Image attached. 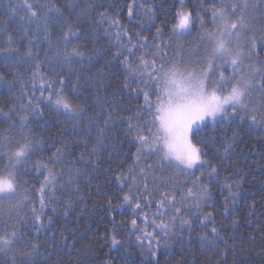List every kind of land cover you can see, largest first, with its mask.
Wrapping results in <instances>:
<instances>
[{"label":"trees","instance_id":"obj_1","mask_svg":"<svg viewBox=\"0 0 264 264\" xmlns=\"http://www.w3.org/2000/svg\"><path fill=\"white\" fill-rule=\"evenodd\" d=\"M28 2L33 3L34 0ZM55 2L64 8L69 22L80 33L73 44L79 45L91 57V63L84 60L83 68L79 63L73 65L79 76L77 86L81 92L76 99L84 103L85 113L78 120H70L40 100L35 102L43 109L42 115L24 113L29 121L25 132L32 129L43 141L42 151H38L18 173L22 190L27 189L26 194L37 210L40 208L38 190L48 173L37 168L35 161L45 160L57 148L61 149L63 163L55 165V168L58 172L62 170V175L57 177L55 195H45L47 207L41 214L45 227L39 232L32 227L31 204L15 209L12 207L14 200L0 202V232L7 225L28 241L27 244L18 242L8 256L0 253V264H11L12 255L16 256L17 264L25 261L28 264H264V133L250 127L248 118L243 121L238 117L221 118L215 124L207 123L193 137V142L203 148L207 153L205 159L216 167L215 176L209 178L207 173L210 169L207 167L183 171L164 164L161 168L158 157L147 149L142 150L137 161L140 144L134 138L135 133L129 131V119L133 126L139 122L137 113L143 111V95L137 94L138 81L129 76L124 61L127 58L136 67L139 64L137 57L143 55L147 59V53L153 51L146 47H133L139 43L137 34L146 36L151 42L159 28L163 41L169 38L175 41L171 26L175 23L177 10H192L195 15L201 4L219 6L218 0H184L183 5L180 0H136L131 17L128 5L133 0H95L93 10L84 19H77L65 7L69 0ZM80 3L83 6L84 0ZM20 4L21 0H0V49L16 50L12 60L25 57L12 64L6 62L0 53V74L15 81L11 87L0 86V107L5 111L18 103V97L24 103L27 102L25 96L40 97L39 81L33 85L30 80L36 71L34 65L37 61L26 58L29 50L40 54V73L53 78L56 73L69 74L66 66L57 63L56 52L49 47V44L57 45V38L63 34L61 29L54 22L50 25V40L37 43L36 24L27 20ZM13 8L15 12L11 10ZM145 9L154 10L155 15L145 14ZM261 11L264 9H256L259 18L253 27L264 30V18L259 15ZM98 13H105L107 18L101 20ZM204 19L208 22L211 17L205 15ZM111 20H117L120 27L111 24ZM199 31L197 23L189 35L180 37V41L186 48L194 47ZM125 32L127 37H131V43L123 35ZM117 33L121 34L119 41ZM43 35L41 30L39 36ZM166 51L172 55L175 49ZM46 52L51 59L45 60ZM17 69L21 74L19 77L13 75ZM71 79L76 82L75 75ZM126 79L132 81L128 87L124 86ZM21 83L25 86L24 96L21 95ZM106 112H111L113 122L104 130L103 143L98 144L97 125L103 127ZM90 117L94 120L89 128ZM13 119L17 126L11 128L10 121L0 118V134L7 130L12 137L20 139L19 119ZM142 134L147 135V131ZM228 142L231 147L225 154ZM93 147L97 148L95 153L92 152ZM4 163L6 160L0 157V167ZM149 165L152 172L147 193L143 184L132 186L129 179L123 183L118 179L135 175L139 181V169L144 168L147 172ZM76 169L80 170V175L75 177L79 188L68 190L71 187L67 185L69 175H74ZM152 175L157 178L156 182H153ZM196 177L199 181L195 180ZM201 184L207 185L211 198L201 205L200 212H195L194 202L182 200V197L189 188L197 191ZM227 185H232L231 192L238 194L235 200L229 197ZM162 193L174 196L176 202L158 211ZM125 194L132 195V204L124 202ZM225 197H229L227 216L224 214ZM135 203H139L140 208L134 209ZM69 204L71 206L67 207ZM176 208L180 209L178 214ZM17 212L24 219L17 216ZM208 212L213 213L214 223L209 222L205 227L201 225L202 214ZM49 218L51 223H48ZM181 219L191 221V228L187 224L181 227ZM133 220L136 221L135 226L132 225ZM161 222L171 225L167 235L156 227ZM211 227L219 230L227 245L221 242L218 249L202 247L200 236ZM113 237L118 241L115 245L112 244ZM32 245H37L34 252ZM220 250L227 254L221 256ZM22 253L31 255L23 257Z\"/></svg>","mask_w":264,"mask_h":264},{"label":"snow or ice","instance_id":"obj_2","mask_svg":"<svg viewBox=\"0 0 264 264\" xmlns=\"http://www.w3.org/2000/svg\"><path fill=\"white\" fill-rule=\"evenodd\" d=\"M184 0H180L183 5ZM217 4L204 6L201 4L199 10L193 14L192 10H184L183 8L175 12V23L171 26L175 41L169 38L168 41H163L161 38V29H157V35L150 42L148 38L139 37L138 45L133 47H141L153 49L147 53L149 58L145 56L137 57L139 64L133 67L125 58L124 64L129 72V76L133 81H138L137 94L143 95V111L137 113L138 123L133 126L129 119V131L135 133V140L140 144L137 148L136 160L141 158L142 150L147 149L151 154L158 157V165L162 168L164 164H168L183 171H190L194 168L207 167L210 171L207 173L209 178H213L216 174V167L205 159L207 153L197 143L193 142V137L207 123L215 124L218 118L233 116L238 117L243 121L245 117L249 120L250 127H256L260 132L264 133V62L257 65L253 60V56L257 54V43L264 45V30L262 34L257 36L253 31V25L256 23L255 13L257 8L264 9V0H218ZM95 0H84L81 6L80 0H69L65 5L77 19H84L89 16L93 10ZM128 5V15H133V6ZM20 7L24 8L27 20L36 24V42L41 40H50L51 27L54 22L62 31V36L57 38V45L49 47L56 52V61L61 66H66L69 74L64 76L56 73V77H49L46 74L40 73L39 69L42 61L40 60L39 52L33 53L31 50L26 54L29 60L37 61L34 65L36 71L32 73L30 78L33 85L39 81L41 85L40 97L25 96L26 103L21 102L17 98V104L11 105L7 111L0 107V118L10 121V127L17 126L16 120L13 117H18L19 128L21 130L20 139L12 137L7 130L0 134V157L6 160V163L0 167V202L3 200L15 201L12 205L15 209H20L29 204L31 207L32 227L37 232L45 227L42 221V213L47 204L45 203V195L54 196L56 189L57 177L62 175V170L57 171L55 165L63 163L61 156L63 151L59 148L52 154L51 157H46L45 160L35 161L37 168H43L48 175L39 188V204L40 208L34 206V202L26 194L27 189L21 188V181L18 173L29 160L38 152L42 151V138L32 129H27L29 123L28 116L24 113H35L42 115L43 109L39 103L40 100L46 102L49 107L53 108L58 114H64L70 120H78L85 113V105L80 102L77 97L81 95L78 88L79 76L76 74L73 65L81 64L85 59L91 63V57L81 50L79 45H74L73 40L78 38L80 33L74 28V25L69 22L65 15L64 8L55 2V0H34L29 3L28 0H21ZM15 12V9H11ZM145 14L155 15L154 10L145 9ZM101 20L106 19L105 13H98ZM205 15L211 17L210 21L206 22ZM259 15L264 18V11ZM63 21V23H59ZM199 24L200 31L197 37V43L194 47L185 45L180 41V37L189 35L195 24ZM111 24L120 27L117 20H111ZM209 24L211 27H209ZM43 31V37L39 36V32ZM127 37V33H123ZM120 33L116 34V39L120 40ZM131 43V37H127ZM11 40V37H9ZM32 44V40H29ZM62 45V47H61ZM121 48L124 45L121 44ZM174 48L175 51L169 55L166 49ZM131 51V49H128ZM6 62L16 64L25 57H20L18 60H12V56L16 54L14 49H0ZM117 53L116 55H119ZM45 60L51 59L45 53ZM227 66V74L225 72ZM14 76L19 77L21 74L17 69ZM76 76V82H73L71 77ZM132 81L125 80L124 86L128 87ZM15 83L14 80H7L0 74V86L7 85L11 87ZM46 86V87H45ZM24 83L20 84L21 95L24 96ZM45 91L47 95H45ZM259 93L261 104L255 105L252 103L256 93ZM97 101L100 97H96ZM102 107V105H101ZM18 109V110H17ZM260 116L257 119V116ZM147 117V119H144ZM94 118H89V128ZM113 122L111 112H106L103 127L97 125L99 136L97 143L102 144L101 137L104 130ZM75 127V125H74ZM147 131V135L142 134ZM231 147V143L225 144V154ZM97 151L96 147L92 148V152ZM83 157V153H81ZM47 161V162H45ZM149 171L140 168L139 181L135 175L130 177L120 176L118 179L121 183L125 179L131 181L132 186L143 184L144 192L149 191V175L152 172L151 165L148 166ZM131 172L132 169L130 168ZM203 174V173H202ZM80 175V170L76 169L74 175L70 174L67 185L78 190L79 185L75 182V177ZM153 182L157 178L152 175ZM199 181V177L195 178ZM65 188L66 185H60ZM229 188V197L232 200L236 199L237 193L231 192L232 185H227ZM225 197L224 214H228V200ZM211 198V192L207 185H199L197 191L188 189L182 200L191 199L194 202L193 210L201 211V205L207 203ZM123 200L127 204L133 203L132 195L125 194ZM150 203V201H146ZM175 197H169L166 193L161 194V199L158 202V211L165 209L166 205H173ZM69 204L67 207H70ZM140 208L139 203L134 204V209ZM55 211V209H53ZM178 214L179 208L175 209ZM67 215V212H65ZM202 226H207V223H214L212 212L202 214ZM17 216L24 219L19 212ZM175 217H173V222ZM147 222V217H145ZM48 223H51L49 218ZM185 224L191 228V221L187 219L180 220V226ZM132 225H136V221H132ZM4 231L0 232V253L5 256L13 253L17 247V243L27 244L28 241L23 236L18 235L14 229H9L7 225L3 226ZM164 234L167 235L171 225L161 222L156 225ZM202 247H215L218 249L219 243L227 245V241L220 237V232L216 227H211L207 232L200 236ZM118 241L113 237L112 244H117ZM37 245H32L33 252ZM221 251V256L227 253ZM154 253V250H153ZM23 257H29L31 253H22ZM11 264H17L15 255L11 256ZM24 264H28L27 261Z\"/></svg>","mask_w":264,"mask_h":264},{"label":"rangeland","instance_id":"obj_3","mask_svg":"<svg viewBox=\"0 0 264 264\" xmlns=\"http://www.w3.org/2000/svg\"><path fill=\"white\" fill-rule=\"evenodd\" d=\"M254 15H256V18H259L256 14V11L255 13H253ZM253 31L255 32V34L257 36H260L262 34V30H259V29H256L253 27ZM264 45H261L259 42L257 43V54L253 56V60L251 62H254L256 63L257 65H259L260 62H264ZM227 71H228V68L227 66H225V72L227 74ZM253 104L255 105H258V104H261L262 101L259 99V93L257 92L254 96V99L252 101ZM233 116H227V117H221V118H225V119H228V118H231ZM221 118H218V119H221ZM247 118V117H245ZM260 116L258 115L257 116V119H259Z\"/></svg>","mask_w":264,"mask_h":264},{"label":"bare ground","instance_id":"obj_4","mask_svg":"<svg viewBox=\"0 0 264 264\" xmlns=\"http://www.w3.org/2000/svg\"><path fill=\"white\" fill-rule=\"evenodd\" d=\"M192 203V202H191ZM189 206V205H188ZM196 221V220H195ZM208 225V224H207Z\"/></svg>","mask_w":264,"mask_h":264}]
</instances>
